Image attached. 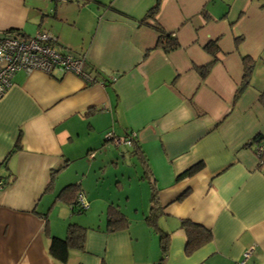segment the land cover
<instances>
[{
	"label": "crops",
	"instance_id": "1",
	"mask_svg": "<svg viewBox=\"0 0 264 264\" xmlns=\"http://www.w3.org/2000/svg\"><path fill=\"white\" fill-rule=\"evenodd\" d=\"M99 2L0 0V33L32 36L37 20L56 17L55 48L84 55V76L17 70L0 97V264H157L148 177L157 225L169 232L164 264H237L249 246L245 264H264V150L258 156L251 142L264 136V0H162L156 19L178 41L170 51L139 22L155 0ZM244 56L254 64L236 97ZM108 132H133L140 150L115 145ZM133 158L146 188L128 168ZM197 162L202 168L177 178ZM70 184L79 185L83 213L73 211ZM110 205L128 226L105 230ZM182 219L211 231L189 255ZM69 222L88 229L83 249L61 262L48 247Z\"/></svg>",
	"mask_w": 264,
	"mask_h": 264
},
{
	"label": "trees",
	"instance_id": "2",
	"mask_svg": "<svg viewBox=\"0 0 264 264\" xmlns=\"http://www.w3.org/2000/svg\"><path fill=\"white\" fill-rule=\"evenodd\" d=\"M161 1L162 0H155L154 4L149 9H147L146 13L139 20V22L143 24H147L148 26L156 30L158 33L157 45L161 46L164 51H170L178 46V41L175 36H173L169 32H166L156 19V14L158 12ZM90 2H95L96 4L100 3L99 0H83V4H87ZM7 31L15 35H19V32L17 30L10 29ZM215 44H216L215 41H212L210 43H207L205 45V48L210 50L211 48L210 46L212 45L214 46ZM253 64H254V60L250 56H244L242 58V68H243L242 78L236 89V93H235L236 97H238V95L248 85ZM209 66L210 63L199 68V73L202 77L206 75ZM258 100L261 103V105L264 106V90L260 92ZM129 134L130 132L125 133L124 135L128 136ZM134 139L132 140L130 146L132 147L133 152L137 153V151H139L140 148ZM262 139H264V136H262L261 134H256L251 139V142H255L257 144H260V146L264 147V145L261 144ZM258 156H260V154H258ZM140 157L141 159L142 158L144 159L143 154L142 156L140 154ZM202 166H203L202 162H197L191 165L190 167L186 168L181 173H179L177 175V178L180 179L190 176L195 172H197L200 168H202ZM144 175L145 173H143V176ZM0 181H1L0 186H2V184L6 182L5 179L1 176H0ZM148 181L151 185V198H150L151 204H150V210L145 216V221L148 225L152 226L153 229L158 233L160 255L157 264H164L168 250L169 232L163 231L157 225L156 218L158 216V207H157V196L155 193L156 191V187L154 184L155 180L152 177H148ZM66 187L67 189H70L74 195L73 202L75 204V207L73 211L76 213H83L85 211V207L82 206L78 200V196L80 193L79 185L70 184L69 186H65V188ZM105 218H106V228H105L106 231H114L116 229L126 227L129 224L126 215L119 208L112 205L108 206V208L106 209ZM180 226L183 228L185 233L186 242H185L184 251L186 255L191 254L193 251H195L197 248L207 243L211 239V231L203 227L201 224L193 222L192 220L182 219L180 220ZM87 229H88L87 226L81 225L77 222H69L67 224L66 233L64 237L53 236L51 238L48 247L49 253L58 261L61 262L65 261L70 249L72 248L83 249Z\"/></svg>",
	"mask_w": 264,
	"mask_h": 264
},
{
	"label": "built area",
	"instance_id": "3",
	"mask_svg": "<svg viewBox=\"0 0 264 264\" xmlns=\"http://www.w3.org/2000/svg\"><path fill=\"white\" fill-rule=\"evenodd\" d=\"M56 36L46 30H37L34 35L24 37L4 31L0 33V97L12 84V76L17 70H40L45 73L54 71L71 72L82 75V63L84 55L82 53L74 55L72 53L59 52L56 48ZM106 139H110L115 145L124 143L130 145L135 137L132 132L126 135H114L112 132L106 134ZM264 147L257 146L258 154ZM1 184V181H0ZM80 204L82 200L78 196ZM253 246L246 248L242 254V259L237 264H245L246 258L251 253Z\"/></svg>",
	"mask_w": 264,
	"mask_h": 264
},
{
	"label": "rangeland",
	"instance_id": "4",
	"mask_svg": "<svg viewBox=\"0 0 264 264\" xmlns=\"http://www.w3.org/2000/svg\"><path fill=\"white\" fill-rule=\"evenodd\" d=\"M66 5H64V4H62L61 6H62V9L64 10V9H66V8H70L69 9V14H72L73 15V13H75V14H77L78 12V7H77V5L75 4V3H65ZM60 6V7H61ZM75 6V7H74ZM90 6H92V8H95L96 7V4H95V2H91L90 3ZM76 8V9H75ZM86 9H87V7L84 9V12H86ZM72 20H70V22H71ZM42 23L40 20H37L35 23H34V25H33V29L34 30H31L32 32V35H34L35 34V32L37 31V23ZM60 24H61V22L59 21V19H57L56 17L55 18H53V23H51V24H47V23H45V24H41V27H43V29L44 30H47V31H52V33L53 32H55L56 30H55V28H58V27H60ZM63 26H62V29H63V34L65 35V36H69L70 34H72V32H74V28L73 27H71L70 25H67V24H62ZM58 31V30H57ZM53 34H56V33H53ZM58 35V34H57ZM58 38H59V36H58ZM59 40V39H58ZM57 40V41H58ZM60 41V40H59ZM133 164H130V165H128V168H130V169H132V170H134V173H136V171H137V174H135L136 175V179L135 180H137V181H139L140 183H139V189H140V186H142L143 188H146V186H147V184H146V181H144V180H138L137 179V177H139L138 175H140L141 174V170L139 169V165L137 164V161H136V159H134L133 158ZM126 162L128 163V157H126ZM129 166H132V167H129ZM90 214V213H89ZM92 215H93V217H94V213H91ZM90 214V215H91Z\"/></svg>",
	"mask_w": 264,
	"mask_h": 264
}]
</instances>
